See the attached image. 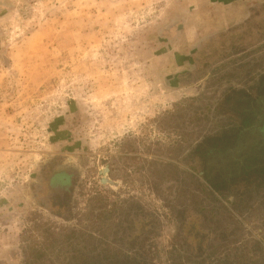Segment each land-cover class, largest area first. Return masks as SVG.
Instances as JSON below:
<instances>
[{
    "label": "rangeland",
    "instance_id": "rangeland-1",
    "mask_svg": "<svg viewBox=\"0 0 264 264\" xmlns=\"http://www.w3.org/2000/svg\"><path fill=\"white\" fill-rule=\"evenodd\" d=\"M218 11L210 0H0V264H83L87 222L124 201L158 222L150 264H211L223 255L264 264V176L245 199L247 217L237 193L228 210L234 238L218 243L228 202L193 166L199 142L239 121V98L221 102L227 92L255 94L264 77V11L204 43L197 69L213 70L203 84L169 79L172 35L183 49L199 33L225 30ZM262 85L244 103L258 109L240 144L210 153L213 178L257 176L249 163L264 152ZM36 157L80 166L74 221L34 200ZM105 164L118 187L100 182ZM198 244L201 254L191 248Z\"/></svg>",
    "mask_w": 264,
    "mask_h": 264
},
{
    "label": "flooded vegetation",
    "instance_id": "flooded-vegetation-1",
    "mask_svg": "<svg viewBox=\"0 0 264 264\" xmlns=\"http://www.w3.org/2000/svg\"><path fill=\"white\" fill-rule=\"evenodd\" d=\"M210 1L217 4L219 11L224 12L226 16L237 13L239 17L226 24L223 22V19L217 15V25L225 26V30L223 28L222 31L210 30L202 34L199 33L197 37L191 42H188L183 49H179L175 45V43H178L177 38L179 34H173L172 41L170 40L169 44L170 47H172L170 53L173 56L172 58L175 65V70L169 78L170 80L172 79L173 82L179 84L195 83L197 86L203 84V79L205 78L204 72L207 71V73H210L211 71L209 70H213V68L204 70L197 69V62L199 59H202L200 55L203 54L201 51L204 43L210 37L218 33H227V31L232 30L234 27H239L243 24L246 25L256 14H260L264 11V0ZM236 5L237 7H235ZM182 29L183 28H181V31ZM222 63L221 61L219 65ZM206 79L208 78L206 77ZM229 92L230 93L227 92V99H223L221 102L224 103L225 100L229 101L232 99L234 92L232 90ZM216 104L218 105V100ZM202 143L201 141V144ZM201 159L200 156L196 157L195 161L197 160L198 162H195L193 166H199L200 174L204 176L203 169H206L209 165L208 163H203ZM106 168L108 169V177L116 182V187H118L120 183L112 178V167L109 164H105L99 169L100 182L104 184L102 178ZM81 176L82 170L80 166L75 164L72 159L66 164L63 162L61 164L57 158L41 160L35 182L32 184L34 200L45 207L51 214L68 222L74 221V197ZM213 179L215 182L212 181V184L209 180H205L211 189H214L216 191L215 193L218 194L216 197L225 198L228 202L226 208H223L220 213L222 216L224 215L226 217V220L221 221L219 224L220 230L216 232L215 237H217L218 243H228L235 235V223L233 215L231 216L228 212L230 209L229 205L235 208V196L238 195L237 193L242 192L241 197L243 198V205L240 211L247 217L248 213L246 211L249 205L246 204L247 201H245V199L248 198L247 195L251 193V190H256L257 186L248 181L236 182L233 179L222 182L219 181L217 177L212 178V180ZM213 186L218 187L215 189ZM203 191L209 192L207 189ZM129 203L130 202H128L127 205L124 201L123 206L115 202L113 206L107 205L108 208L102 207V211L98 214L99 220L97 222H92L90 218L87 222L88 224L85 226L87 227L85 239L89 254L83 264L99 262L104 264H150L149 257L145 251L150 248L149 239L154 234L157 220L154 215L140 210L136 204ZM191 248L198 249L200 254L202 253V245L200 246V244ZM110 251L116 252L109 253ZM211 264H235V262L230 256L223 255L213 260Z\"/></svg>",
    "mask_w": 264,
    "mask_h": 264
},
{
    "label": "trees",
    "instance_id": "trees-1",
    "mask_svg": "<svg viewBox=\"0 0 264 264\" xmlns=\"http://www.w3.org/2000/svg\"><path fill=\"white\" fill-rule=\"evenodd\" d=\"M259 82L260 83L258 85L256 93H258V91L262 89V86H263L262 83L264 82V77ZM252 92H253V90L251 92H245L243 90L234 91L235 96L239 98V102H240L239 103L240 114L239 115L236 114V117L239 119V121H236L233 124L234 126H232V127L224 128V130L222 131L221 134H218L216 136H210V137L206 138L202 144L200 142L199 144L196 145L194 150L196 149V155H198L202 158L203 163H208L207 162L208 158L210 157V153H212V152L218 151V152L224 153V152H227L226 150H228L230 148H234L235 145H237V143L240 141V139H241L240 135L242 134V132H244L247 128H251L254 125L255 121H254V115L253 114H255V109H258V108L255 107L251 103L247 106H246V104H244L247 101L253 102L255 100L256 93L252 94ZM225 97L227 99L228 96L226 95ZM259 97H260V95H259ZM259 134H260V132H259ZM239 144H240V142H239ZM262 148L264 149V142H263ZM200 150H202L201 153H200ZM262 155H263V157H260L258 155L257 156L253 155L252 157H250V163H249L251 167H256L259 170V171H254V170L250 171L252 177L254 175H256V174H253L252 171H254V173L255 172L257 173V176L254 179H251V183L260 181L258 184H256L257 188L260 185V183L262 182L261 180L264 176V174H263L264 173V152ZM241 165H243V163ZM203 171H204V178L206 180H209L211 184L213 182H215L214 179L212 180L213 176L210 174L209 175L207 174V168L203 169ZM223 171H225V170H223ZM224 175L227 178L228 174L224 173ZM240 177H243V176H240ZM237 178H238V176L235 179H237ZM219 181L226 182V179L223 177H220ZM216 182H217V180H216ZM213 187L215 189H217L218 186H213ZM91 264H104V263L99 262V263H91Z\"/></svg>",
    "mask_w": 264,
    "mask_h": 264
},
{
    "label": "water",
    "instance_id": "water-1",
    "mask_svg": "<svg viewBox=\"0 0 264 264\" xmlns=\"http://www.w3.org/2000/svg\"><path fill=\"white\" fill-rule=\"evenodd\" d=\"M261 132H262V134H263V136H264V123H263V126H262V128H261ZM41 160H42V158H38V157H36V158H35V163H36V165H39L40 162H41ZM69 160H71V159L69 158ZM68 162H69V161H68ZM107 171H108V169L106 168V169H105L104 176H103V178H102V182H103L104 184H109V185H111V186H116V182L112 181V180L108 177V175H107ZM102 174H103V173H102Z\"/></svg>",
    "mask_w": 264,
    "mask_h": 264
},
{
    "label": "crops",
    "instance_id": "crops-1",
    "mask_svg": "<svg viewBox=\"0 0 264 264\" xmlns=\"http://www.w3.org/2000/svg\"><path fill=\"white\" fill-rule=\"evenodd\" d=\"M235 7H237V5ZM233 14L230 16H226L225 14H222V15H220V17L223 19L224 23L228 24L231 20L237 19L239 17V16H237V13H235L234 15Z\"/></svg>",
    "mask_w": 264,
    "mask_h": 264
}]
</instances>
